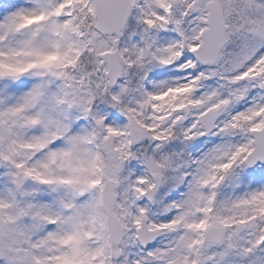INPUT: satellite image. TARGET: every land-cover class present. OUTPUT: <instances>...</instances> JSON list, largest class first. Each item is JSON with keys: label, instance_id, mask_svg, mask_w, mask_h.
<instances>
[{"label": "snow or ice", "instance_id": "1", "mask_svg": "<svg viewBox=\"0 0 264 264\" xmlns=\"http://www.w3.org/2000/svg\"><path fill=\"white\" fill-rule=\"evenodd\" d=\"M0 264H264V0H0Z\"/></svg>", "mask_w": 264, "mask_h": 264}]
</instances>
